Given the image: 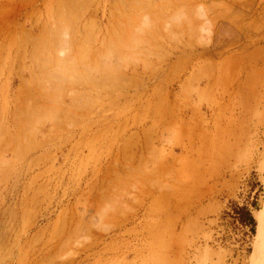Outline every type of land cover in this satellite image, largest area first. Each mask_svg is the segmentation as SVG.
Segmentation results:
<instances>
[{"label":"rangeland","instance_id":"rangeland-1","mask_svg":"<svg viewBox=\"0 0 264 264\" xmlns=\"http://www.w3.org/2000/svg\"><path fill=\"white\" fill-rule=\"evenodd\" d=\"M256 192L264 0H0V264H250Z\"/></svg>","mask_w":264,"mask_h":264},{"label":"trees","instance_id":"trees-1","mask_svg":"<svg viewBox=\"0 0 264 264\" xmlns=\"http://www.w3.org/2000/svg\"><path fill=\"white\" fill-rule=\"evenodd\" d=\"M258 187H260V184H258ZM255 189L256 188L253 186L252 192H255ZM258 192H256L255 200L250 205H240L238 203H233V215L236 218V221L242 227L250 229L252 236L255 235L257 226L256 220L254 218V211L259 210V205L256 201Z\"/></svg>","mask_w":264,"mask_h":264},{"label":"bare ground","instance_id":"bare-ground-1","mask_svg":"<svg viewBox=\"0 0 264 264\" xmlns=\"http://www.w3.org/2000/svg\"><path fill=\"white\" fill-rule=\"evenodd\" d=\"M256 220L258 223L256 245L250 264H264V213L257 214Z\"/></svg>","mask_w":264,"mask_h":264}]
</instances>
